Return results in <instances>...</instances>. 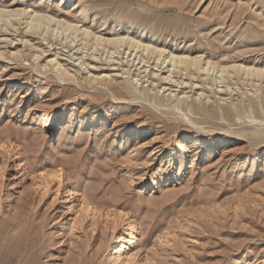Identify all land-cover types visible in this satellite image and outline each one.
I'll return each instance as SVG.
<instances>
[{"label": "rangeland", "instance_id": "obj_1", "mask_svg": "<svg viewBox=\"0 0 264 264\" xmlns=\"http://www.w3.org/2000/svg\"><path fill=\"white\" fill-rule=\"evenodd\" d=\"M0 5L264 68V0ZM24 21L0 33L1 261L264 264V78L179 88Z\"/></svg>", "mask_w": 264, "mask_h": 264}, {"label": "bare ground", "instance_id": "obj_2", "mask_svg": "<svg viewBox=\"0 0 264 264\" xmlns=\"http://www.w3.org/2000/svg\"><path fill=\"white\" fill-rule=\"evenodd\" d=\"M63 1L65 2L66 0ZM20 14L24 16L22 18L17 19L16 16ZM28 15L30 19L27 21L26 19H28ZM0 18V22H3L2 24H0V33L2 32V30H8L9 26L14 27L18 24L20 25V21L22 19H25L24 22L26 23V26L24 27L28 26L29 30L27 32L37 34L38 36L42 32H44L43 30H45L46 28L48 29L44 33H48V36L52 35L54 37L58 36L59 31H61V33L69 31L68 36L64 39L65 45L72 43L77 46L78 41L83 40L82 47L87 48L88 42L91 41L87 49H93L94 51L100 53L99 57H101L102 54L106 52L109 57L106 55L105 58H108L109 61H114V56H112L113 54H119L121 56L127 54V58L129 59H126V63H130V67L134 66L137 71L142 69L141 71H138L139 73L147 72V74L144 76H149V74H155L153 71L150 72L152 67L148 70V67H150L151 65L153 67H157L159 70L165 69L164 72L168 73V75H160L159 78L168 81H173L174 83H176L175 86L179 85V88H182V84H184L183 88H186V85L188 84L189 88L192 89L194 85L204 84L206 80H211L217 85V83H223L225 78L229 79L230 77H236L239 76L240 73H245L246 75L252 76L255 75L257 77L264 78V68H259L254 65L245 66L242 64H237L236 61L222 62L219 60H213L208 56L202 54L193 55L189 52H179L172 49L166 50L163 47L154 45L150 42H144L141 39H137L134 37H125L117 35L103 36L102 34H98L86 27H83V25L79 26L78 23L74 20H67L65 18H55L51 15L45 14L44 12H40L36 8H33L30 10V12H27L25 9L18 11L16 9H9L7 6L0 5ZM50 22H54L53 24L55 26L51 30H49ZM42 25L43 28H39L42 27ZM17 29H19V27ZM38 29L42 30L39 31ZM52 32H54V34ZM67 38L70 39L67 40ZM51 45H53L52 42ZM89 56L93 59H96L98 57L96 56V54H89ZM79 58H81L80 64L86 66V61L82 59V56H80ZM139 73L137 74V76H139ZM171 77L176 78L175 80H171ZM193 79L196 80L193 81ZM169 88L170 87L166 88V90H169ZM127 93L131 94V91H128ZM203 94L204 93L200 91L199 93H197V96H199L200 98V96ZM173 95L176 96V94ZM143 99L151 101L150 95L148 93L144 94ZM153 99L155 100L154 103H157L158 105H168L165 104L164 100L160 97L154 96ZM189 104L191 108L199 109L195 101H191ZM174 108L180 109L178 105ZM48 120H51L50 117ZM191 123L193 122L191 121ZM179 148L181 147L179 146ZM3 259L4 258L0 259V264H6L5 262H2Z\"/></svg>", "mask_w": 264, "mask_h": 264}]
</instances>
